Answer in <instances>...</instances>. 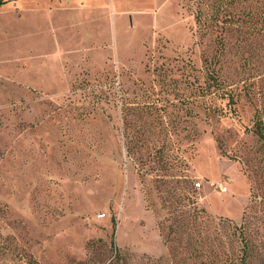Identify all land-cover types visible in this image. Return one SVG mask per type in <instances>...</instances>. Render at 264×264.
I'll list each match as a JSON object with an SVG mask.
<instances>
[{"label": "rangeland", "instance_id": "rangeland-1", "mask_svg": "<svg viewBox=\"0 0 264 264\" xmlns=\"http://www.w3.org/2000/svg\"><path fill=\"white\" fill-rule=\"evenodd\" d=\"M0 1V264H264V0Z\"/></svg>", "mask_w": 264, "mask_h": 264}, {"label": "trees", "instance_id": "trees-1", "mask_svg": "<svg viewBox=\"0 0 264 264\" xmlns=\"http://www.w3.org/2000/svg\"><path fill=\"white\" fill-rule=\"evenodd\" d=\"M4 2L3 1H0V5L3 4ZM221 10H219L216 14H212L211 17L209 18L210 21H211V24H217V23H222L223 26L222 27H226L227 29H235V27L233 26V24H237L239 23V20H241L239 18V16L237 14H228L226 13L224 18L222 20H220V16H219V13H220ZM197 19V22L198 21V17L196 18ZM262 23H263V26H264V16H263V19H262ZM227 24V25H226ZM256 133L259 135L260 138H264V130L263 128L259 125L256 127Z\"/></svg>", "mask_w": 264, "mask_h": 264}, {"label": "built area", "instance_id": "built-area-1", "mask_svg": "<svg viewBox=\"0 0 264 264\" xmlns=\"http://www.w3.org/2000/svg\"><path fill=\"white\" fill-rule=\"evenodd\" d=\"M198 185H200V184H198ZM220 189H221L222 192L226 191L225 188H222V187H221Z\"/></svg>", "mask_w": 264, "mask_h": 264}]
</instances>
